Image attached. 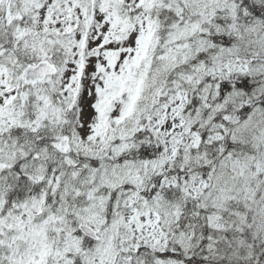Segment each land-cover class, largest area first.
I'll use <instances>...</instances> for the list:
<instances>
[{
    "label": "snow or ice",
    "instance_id": "obj_1",
    "mask_svg": "<svg viewBox=\"0 0 264 264\" xmlns=\"http://www.w3.org/2000/svg\"><path fill=\"white\" fill-rule=\"evenodd\" d=\"M0 264H264V0H0Z\"/></svg>",
    "mask_w": 264,
    "mask_h": 264
}]
</instances>
